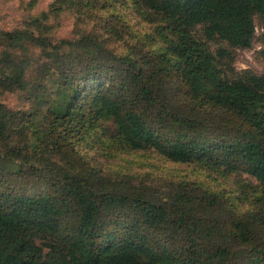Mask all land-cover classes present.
I'll return each instance as SVG.
<instances>
[{"label": "trees", "instance_id": "16d2710c", "mask_svg": "<svg viewBox=\"0 0 264 264\" xmlns=\"http://www.w3.org/2000/svg\"><path fill=\"white\" fill-rule=\"evenodd\" d=\"M22 5L0 29V95L24 100L0 101V264H264V72L235 68L256 39L264 63V0ZM134 153L195 177L112 162Z\"/></svg>", "mask_w": 264, "mask_h": 264}, {"label": "rangeland", "instance_id": "374dc122", "mask_svg": "<svg viewBox=\"0 0 264 264\" xmlns=\"http://www.w3.org/2000/svg\"><path fill=\"white\" fill-rule=\"evenodd\" d=\"M23 0H0V29L10 30L13 28L23 26L26 20L27 11L22 5ZM52 0H37V8H44ZM62 26L58 30V35L67 36L70 35L71 30L74 27L75 16L73 14H64L61 17ZM128 20L135 27L136 31L142 32L147 30V26L140 24L135 18L134 14L128 15ZM256 22V34L259 35L263 26L255 18ZM125 46V43L114 42L111 47L121 50ZM261 45L256 39L253 42L251 49L237 50V56L235 61V68L237 70L251 69L257 73L264 72V63L261 59L257 58V51L260 49ZM0 101H3L10 106H21L24 104V100L19 93H6L0 95ZM125 160H112V162H117V168H122L123 170H133L140 174L152 173V175H170L183 174L189 175L192 170L191 165L176 164L169 161H164L154 156H150L147 153H134L126 155ZM103 162V161H102ZM113 164V163H112ZM116 168V167H114ZM195 177L194 175L191 176ZM219 180V179H217Z\"/></svg>", "mask_w": 264, "mask_h": 264}]
</instances>
